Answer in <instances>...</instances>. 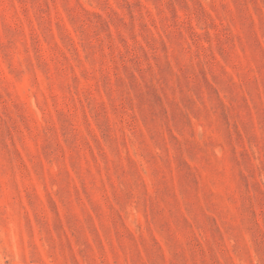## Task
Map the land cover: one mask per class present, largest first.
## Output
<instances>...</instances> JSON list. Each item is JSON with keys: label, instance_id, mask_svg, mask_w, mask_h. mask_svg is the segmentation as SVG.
Here are the masks:
<instances>
[{"label": "rangeland", "instance_id": "374dc122", "mask_svg": "<svg viewBox=\"0 0 264 264\" xmlns=\"http://www.w3.org/2000/svg\"><path fill=\"white\" fill-rule=\"evenodd\" d=\"M0 264H264V0H0Z\"/></svg>", "mask_w": 264, "mask_h": 264}]
</instances>
